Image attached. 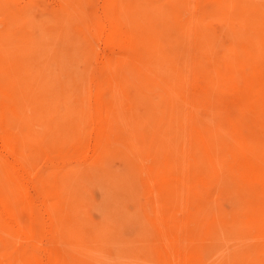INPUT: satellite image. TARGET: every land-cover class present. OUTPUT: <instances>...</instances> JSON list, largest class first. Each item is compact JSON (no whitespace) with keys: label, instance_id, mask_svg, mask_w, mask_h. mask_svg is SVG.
I'll return each instance as SVG.
<instances>
[{"label":"rangeland","instance_id":"rangeland-1","mask_svg":"<svg viewBox=\"0 0 264 264\" xmlns=\"http://www.w3.org/2000/svg\"><path fill=\"white\" fill-rule=\"evenodd\" d=\"M263 72L264 0H0V264H264Z\"/></svg>","mask_w":264,"mask_h":264},{"label":"bare ground","instance_id":"bare-ground-1","mask_svg":"<svg viewBox=\"0 0 264 264\" xmlns=\"http://www.w3.org/2000/svg\"><path fill=\"white\" fill-rule=\"evenodd\" d=\"M182 1V0H181ZM93 32H95V31H93ZM102 33V32H101ZM103 34V33H102ZM105 36V35H104ZM110 41V40H109ZM98 44V43H97ZM118 47V46H117ZM135 49V48H134ZM171 65V64H170ZM256 65V64H255ZM255 65H254V67H255ZM257 66V65H256ZM262 67H263V65H261ZM241 68V67H240ZM258 71H260V70H258ZM264 73V72H263ZM253 74H255V73H253ZM261 74H262V72H261ZM233 76V75H232ZM235 76V75H234ZM263 76V75H262ZM264 77V76H263ZM263 77H262V79H263ZM253 78V77H252ZM255 78V77H254ZM254 80H256V79H254ZM260 80V79H259ZM259 82H261V81H259ZM264 83V82H263ZM246 84V83H245ZM251 84V83H250ZM259 84H261V83H259ZM237 85V84H236ZM252 85H253V80H252ZM263 86H264V84H262ZM261 85V86H262ZM260 87V86H259ZM261 89H263L264 87H260ZM250 89V88H249ZM252 89V88H251ZM259 89V88H258ZM258 89H256V91L258 90ZM260 89V90H261ZM233 90V89H232ZM254 89H252V91H253ZM105 92V91H104ZM249 92V91H248ZM263 92H264V90H263ZM262 92V93H263ZM252 93V92H251ZM250 94V93H249ZM256 94H258V93H256ZM260 94V93H259ZM108 98V97H107ZM247 130V129H246ZM241 132V131H240ZM242 133V132H241ZM245 151V150H244ZM247 151V150H246ZM245 151V152H246ZM249 151V150H248ZM247 154H249V155H251L250 153H252L251 151H249V152H246ZM244 155H245V153H244ZM245 157V156H244ZM246 158V157H245ZM251 158V157H250ZM242 162V161H241ZM255 164H257V163H255ZM244 167V166H243ZM254 167H256V168H258L259 166H254ZM237 169V168H236ZM244 169V168H243ZM260 169V168H259ZM244 171H245V169H244ZM253 171H254V169H253ZM251 173H252V171H251ZM259 173V172H258ZM261 174V173H260ZM256 175V174H255ZM264 174H262L261 176H263ZM258 176H260L259 174H258ZM257 177V176H256ZM262 178L260 177V180H261ZM258 180V179H257ZM264 181V180H263ZM247 186V185H246ZM4 207V206H3ZM194 207V206H193ZM10 209V208H9ZM8 215H9V213H8ZM179 215V214H178ZM254 216V215H253ZM245 219V218H244ZM246 220V219H245ZM7 221V220H6ZM257 241V240H256ZM258 242H259V240H258ZM145 250V249H144ZM37 263V262H36ZM142 263V262H141Z\"/></svg>","mask_w":264,"mask_h":264}]
</instances>
